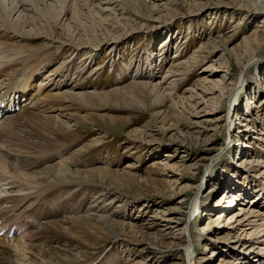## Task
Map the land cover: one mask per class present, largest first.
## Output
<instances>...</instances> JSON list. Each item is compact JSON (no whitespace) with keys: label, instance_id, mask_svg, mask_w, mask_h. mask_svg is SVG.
I'll return each instance as SVG.
<instances>
[{"label":"rangeland","instance_id":"rangeland-1","mask_svg":"<svg viewBox=\"0 0 264 264\" xmlns=\"http://www.w3.org/2000/svg\"><path fill=\"white\" fill-rule=\"evenodd\" d=\"M146 1L149 3L153 0ZM217 2L227 3L233 7L212 8V4ZM127 3L125 1L122 3L123 16L133 21L134 24L145 27L134 32L127 41L117 47L107 46L93 58L74 54L75 48L71 45L63 46L60 52L53 47L42 49L41 53H38L42 59L39 64L51 62L50 71L56 72L55 74L61 76L65 81L72 80V84L76 86V92L89 91L98 94L121 89L131 84L133 80L131 76L135 72L144 75L143 79L145 80L142 82L151 81L148 74L150 71L157 72L156 81H159L160 77L173 67L183 74L179 77L178 88L174 94L179 103L181 99L186 101V98L196 92L201 79L206 76L203 75L204 69L212 61L217 60V66L222 70L220 65L222 55H227L231 59L233 66L230 78L231 80L234 78L236 81L240 72V68L234 64L236 53L250 51L251 44L255 43L257 39L256 33L260 35L258 40L264 42V14H257L253 17L246 14L245 11L237 10L245 5L244 0H167L165 1L167 10L162 13L163 17L158 22L147 20V17L152 13L149 4L139 6L136 11L139 15H137L134 10L136 6L131 5L134 3ZM205 5L207 6L205 7ZM59 34L60 31L56 30L57 36L55 37L58 38ZM168 36L173 38L171 44L165 41ZM47 41L44 38L32 40L27 46L29 48L26 47L25 50L29 52L30 48H33L32 50L42 48L47 44ZM55 41V45L58 46L62 43ZM164 41L165 44H162ZM219 41H224L221 45L222 48L215 50L209 46L213 42L218 43ZM227 41L230 42L228 48H225L224 45ZM249 42L250 44H248ZM255 45L257 44L255 43ZM261 47L263 48V46ZM259 57L264 59V50L259 53ZM262 62L263 64L258 70L259 74L257 70H251L253 80L257 84L255 81V84L253 81L248 82L239 91L235 110L236 114L241 117L243 116L241 109L249 107L247 104L256 98L254 94L257 92L261 94V86L264 85V60ZM190 65L192 66L189 67ZM20 66H14L13 69ZM147 94L148 92H145L144 104H134L129 108L107 106L100 99L94 98L89 102L80 101L73 104L70 113L79 126H75L71 134L61 135L63 138L59 135V138L55 139L54 137V140L52 137L49 138L48 142L40 141L36 137H31L27 131L17 129L8 130L4 136L6 144H12L16 149L18 148L17 150L20 151L17 153L20 155H27V162L18 165L19 171H23L25 174H32L36 171L43 172L45 167L50 165L58 169L60 166L58 165V167L56 164L64 159L72 162L73 174L71 177L67 175L59 179V184L53 183L55 186L49 184L48 179H45L44 183H40L42 188L49 191L35 200L37 206L45 200L46 206L54 209L51 211L54 212L51 215V220L83 217L91 208L93 210L100 208L104 215H109L114 207L122 204L115 220L136 224L146 232L143 234L146 246L142 249L132 240H128L135 236V233L129 228L127 230L124 228L126 236L129 238H123L121 242H115L98 233L93 236V234H87L84 231L75 232L77 230L75 229L74 236H69L71 239L58 237L60 243L63 244L62 247L71 251L68 255L60 254L61 257L66 256L64 258L66 263L178 264L175 261H180L181 264H186L182 262L185 256L184 246H166L164 256L154 257L151 249L153 245L150 244L153 239L147 233L162 230L169 232V226L174 225L165 223L163 221L165 216L175 217L179 223V219L186 221L190 218L189 205L196 197L195 188L203 181L205 187L200 197L203 204L214 203L217 205L218 201L226 194L231 198L235 196V192L227 193L223 187L225 183L234 186L245 185V187L252 188L253 194L260 192V181L254 178L256 172L253 171L251 158L253 156L263 157L264 145L260 140H252V143L243 140L242 125L245 120L237 118L232 112L229 117H232L234 122L227 130L224 121L228 118L227 102L216 115V119L221 122V125L218 126L215 133L208 132L203 137L211 139L210 147H205L202 140L199 141L196 134H192L193 131L187 120L188 111L175 108L173 101L169 99L157 100L151 106V100L149 101ZM136 96L143 100L142 95L136 94ZM99 114L125 117L128 122L123 126L105 125L96 119L95 115ZM259 124L260 126L256 128L257 131L264 128V122ZM257 131L252 135L254 139L257 138L259 132ZM243 141L244 143L248 142V146L251 147H248L246 152L245 145L241 144ZM29 147L34 149L31 150ZM155 162H162L164 165L155 166ZM129 164L134 165V173L164 180L163 184L157 183L159 191L156 193H159L160 196L148 193L152 189L147 188L146 185L131 187L129 195L123 191L110 192L106 183L92 180L85 174L78 175L76 173L77 171H90L98 167H102L104 170L121 171ZM173 177L177 179H173ZM69 180V184L64 183ZM215 183L220 187L222 185V188L217 194H212L211 190ZM255 190L259 192L256 193ZM121 195L123 196L121 204L115 200L114 206L108 205V201L113 200L114 196ZM130 199L137 202L126 204ZM144 199L149 201L145 207L143 206L146 201ZM234 205L236 207L230 212V216L226 213L228 216H222L219 219L220 210H217L218 208L208 214L209 211L203 212L202 206L200 211L196 212L195 219H191L196 248L194 260L197 264L200 262V264H220L222 262L220 258L224 254L215 248V244L219 242L209 243L207 238H216L219 230L225 229L224 224L236 213L237 208L238 210H240L239 208L247 209L250 206L248 202L243 201H235ZM47 216H50L48 212ZM124 230H120V232ZM202 232L205 236L201 235ZM35 237L36 235H34ZM241 237L242 241L253 240L248 235ZM43 239V242L47 241L48 244L50 238L46 236ZM229 243L234 242H223V245H230ZM52 245L56 246L54 243ZM251 245L257 247V250L251 253L261 254L264 252L260 249L264 248L263 245H256L254 242Z\"/></svg>","mask_w":264,"mask_h":264},{"label":"bare ground","instance_id":"bare-ground-1","mask_svg":"<svg viewBox=\"0 0 264 264\" xmlns=\"http://www.w3.org/2000/svg\"><path fill=\"white\" fill-rule=\"evenodd\" d=\"M124 1L134 3L131 5L136 6L134 8L135 13L139 6L149 4L152 13L147 17V20L150 22H158L163 17L162 13L167 10L165 3L167 0H153L149 3L146 0H0V104L8 102V108L0 122V264H76L66 263L64 259L66 256L61 257L60 254L68 255L71 251L62 247L63 244L58 238L71 239L69 236H74L75 229H77L75 232L84 231L87 234H93V236L98 233L113 239L115 242H121L123 238L127 237L125 230L129 228L132 229L131 231L135 233V236L127 237L128 240H132L142 249L146 246L143 238V234L146 232L141 227L115 220L120 207L123 206L121 204L122 195L114 196L113 200L108 201L110 207L114 206L117 200L118 204H121L115 205L114 208L116 209L113 208L109 215H104L100 208L96 210L91 208L83 217L51 220V215L54 214L51 211L54 209L48 208L45 200L39 206L36 203V200L49 191L42 188L41 184L46 181L45 179H48L49 184H59V179L67 175L71 177L73 174L72 162L64 159L56 164L60 166L58 169L50 165L46 166L43 172L36 171L32 174H25L23 171H19L18 165L27 162V155H20L17 153L20 151L17 150L18 148L16 149L12 144H6L4 136L8 130H24L31 137L48 142L51 137L56 139L59 135L71 134L74 127L78 125L70 113V109L75 103L89 102L94 98L100 99L107 106L129 108L134 104H144V95L145 92H148L147 98L149 101L151 100V106L157 100L169 99L173 101L175 108L188 111L187 120L190 129L193 131L192 134H196V138L199 141L202 140L205 147H210L211 139L203 137L208 132L215 133L218 126L221 125V122L216 119V115L226 102L228 118L224 121L227 130L231 128V123L234 122L232 117H229L232 112L237 118L245 120L242 125L243 140H248L250 143L252 140H260L264 145V128L258 130L259 132L256 130L260 126L259 123L264 122V85L261 86V94L258 92L254 94L256 98L247 104L249 107L241 109L242 117L236 114L235 110L239 91L248 82L255 81L251 75V70L258 71L263 64L264 59L259 57V53L264 50V42L258 40L259 33L255 35L257 45L253 43L250 51H240L235 55L234 64L240 68L239 78L236 81L234 78L232 80L230 78L233 66L231 59L227 55H222L220 59L222 70L217 66V60L212 61L204 69L203 75L206 76L201 79L196 92L186 98V101L181 99L179 103L174 94L178 88L179 77L183 74L173 67L167 70L159 81H156L157 72L150 71L148 73L151 80L149 82H142L145 80L143 79L144 75L135 72L131 76L133 78L131 84L121 89L98 94L89 91L76 92V86L72 84V80L65 81L61 76L55 74L56 72L50 71L51 62L39 64L42 60L40 59L41 55H39L42 49L53 47L60 52L63 46L71 45L75 48L74 54L93 58L107 46L117 47L122 42L127 41L134 32L140 28H145L144 25L138 26L123 16L122 3ZM244 4L242 8L237 10L245 11L246 14L253 17L257 14H264V0H244ZM215 7L219 9L233 6L217 2L212 4V8L215 9ZM56 30L60 31L58 38L55 37L57 36ZM38 38L48 40L47 44L49 45L46 44L44 47L34 50L30 48L31 50L26 52L25 48L32 40ZM170 38L168 36L165 39L166 43L171 44L173 38ZM55 40L62 43L59 46L55 45ZM165 41L162 44H165ZM222 42H213L209 46L216 50L222 48ZM229 42H226L225 48H228ZM17 65L21 66L13 69ZM48 65L50 66L48 67ZM257 73L259 74V71ZM258 89L260 90L259 87ZM136 94L142 95L143 100L138 99ZM12 108L15 110L12 111ZM95 117L105 125L123 126L128 122L125 117L100 114L95 115ZM208 124L211 126H207ZM255 131L258 132L256 139L252 137ZM244 141L241 144L245 145L246 152L249 146L248 142L244 143ZM16 144L15 146H17ZM33 149L31 148V150ZM251 159L253 171L256 172L254 178L260 181V192L255 190L258 194H253L252 188L245 187L240 183H238L240 186L225 183L223 187L230 192H235V196L231 198L230 195L226 194L218 201L217 205L214 203L203 204L200 197L205 184L204 181L199 183L195 188L196 197L189 205L190 218L186 221L179 219V223L175 217L165 216L163 221L174 225L169 226V232L162 230L147 233L153 239L150 244L153 245L151 249L154 257L164 256L166 246H184L185 256L182 262L197 264L194 260L196 248L191 221L196 212L200 211L202 206L203 212L209 211L208 214L218 208L220 219L222 216L226 217L227 214L231 215L230 212L236 207L235 201H243L248 202L250 206L247 209L239 208L240 210H238L237 208L236 213L224 224L225 229L219 230L216 238H207V241L209 243L212 241L219 242L215 244V248L224 254L220 258L222 260L220 264H264V252L261 254L251 253L257 250V247H252L251 243L253 242L264 247V239H262L264 237V156L258 158L253 156ZM163 165L162 162H155V166ZM133 170L134 165L129 164L121 171L104 170L102 167H98L85 172L76 170V173L78 175L85 174L92 180L106 183L110 192L123 191L129 195L131 187L146 185L147 188L152 189L148 193L153 196H160L159 193H156L159 191L157 183L163 184V179L144 177L134 173ZM173 179L177 178L173 177ZM66 182L69 184L70 180L64 183ZM220 188L222 185L220 187L215 183L211 193L217 194ZM126 194L123 195L126 196ZM144 200H146L143 204L145 207L149 201ZM136 202V200L130 199L126 204H135ZM47 212L50 216H47ZM120 230L124 231L120 232ZM34 235H36L35 238ZM201 235L205 236L203 232ZM243 235H248L253 240L242 241L241 236ZM46 236L50 238L48 244L47 241L43 242V237ZM223 242L234 243L224 246ZM53 243L56 244L55 247H53ZM260 249L264 250V248ZM225 256L227 258H224ZM175 263L181 264L180 261H175Z\"/></svg>","mask_w":264,"mask_h":264}]
</instances>
